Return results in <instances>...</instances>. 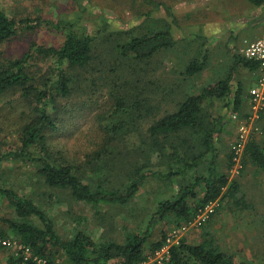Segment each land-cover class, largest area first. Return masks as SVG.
Instances as JSON below:
<instances>
[{"label": "rangeland", "instance_id": "1", "mask_svg": "<svg viewBox=\"0 0 264 264\" xmlns=\"http://www.w3.org/2000/svg\"><path fill=\"white\" fill-rule=\"evenodd\" d=\"M151 1L152 6L144 0H0V8L6 15L21 23L17 34L0 45L2 58L19 59L30 52L32 44L59 48L70 29L95 37L96 59L88 80L80 81L73 97L60 101L59 129L50 135L48 142L50 149L59 150L65 161L82 166L86 156L99 149L103 136L101 127L124 117L114 111L116 99L125 96V92H139L140 96L143 91L145 95L151 93V105L158 106L161 115L165 109L169 110L170 99L181 100L186 95L198 94L203 88L225 79L233 67V55L239 53L243 43L264 36V8H256L247 0ZM166 28L173 33L176 46L149 60L134 63L133 71L127 69V61L115 57L112 42L105 41L120 32H127L131 38ZM125 40V36L120 38L121 43ZM202 54L207 58L205 69L193 77H185L182 73L189 61ZM32 66L37 75L44 72L49 78H54L57 72L56 63L49 59ZM127 70L134 75H128ZM255 77V73L240 66L233 71L232 87L242 83L246 91L241 114L229 111L226 105L231 99H214L210 105L205 102L211 118L224 117L218 137L220 169L238 143L239 124L246 121L241 116H250L248 92L255 84ZM162 96L167 103L163 100L158 103ZM172 108L170 106V110ZM27 112L28 106L18 93L0 96V131H4L0 132V155L16 149L18 134L15 131L27 121ZM152 120L153 117L139 120L137 131L123 132L127 149L139 144V135ZM249 126L246 139L252 137L264 149V116ZM131 127L128 125L126 129ZM115 170L118 172L117 168ZM120 170L123 175L127 168ZM152 170L158 169L153 167ZM106 174H111L113 180L117 178L114 172ZM228 174L230 180L239 184L237 197L245 199L248 209H238L232 201L223 200L215 202L209 208L213 213L201 222L177 226L174 218L155 221L150 227V242L163 237L165 240L175 232L173 241L183 239L189 245H196L209 232L221 251L234 261L264 264V171L250 164L243 166L240 154ZM165 185L157 178H148L127 204L93 207L72 200L65 191L45 188L28 162L10 159L0 169V186L40 201L63 239L83 231L96 242L122 243L130 233H143L158 204L178 189L177 185L170 189ZM12 217L6 201L0 200V219ZM12 238H4L14 242V246L0 247V264H10L11 257L17 256L20 244Z\"/></svg>", "mask_w": 264, "mask_h": 264}, {"label": "trees", "instance_id": "2", "mask_svg": "<svg viewBox=\"0 0 264 264\" xmlns=\"http://www.w3.org/2000/svg\"><path fill=\"white\" fill-rule=\"evenodd\" d=\"M144 1L153 5L151 0ZM247 1L256 8L264 6V0ZM19 24L0 8V45L17 34ZM123 36L126 37L125 43L120 42ZM129 37L127 32H120L105 41L112 42L115 57L127 61V69L131 71L134 63L172 50L177 44L170 28ZM95 44L93 35L70 29L59 48L32 44L30 52L19 59L0 57V96L18 93L28 106L27 121L15 131L18 145L15 150L0 155V169L10 159L28 162L45 188L65 191L72 200L93 207L127 204L148 178L163 181L167 189L175 185L178 189L158 204L143 233H130L124 242L118 243L113 240L96 242L83 231H76L70 238L63 239L57 234L53 220L47 216L40 201L0 186V200L6 201L14 215L10 219H0V237L11 236L23 250L30 251L27 260H24L22 250L16 257H11L10 264H36L34 258L44 259L49 264H108L111 261L115 264H141L164 242V237L159 241L149 240L150 227L155 221L174 218L177 226L190 224L206 206L223 200L232 201L238 209L249 208L243 197H237L239 184L229 179L228 173L235 166L234 151L225 157L222 168H218V137L224 117L211 118L206 105L214 99H231L226 105L230 107L229 111L241 114L246 91L242 83L232 87L233 71L240 66L255 72L258 63L234 54L233 67L225 79L203 88L198 94L186 95L181 100L170 99L167 106L173 108L170 110L169 106V110L165 109L161 115V109L151 105V93L145 95L143 91L140 96L139 92H125V96L116 99L114 111L124 117L101 127L103 136L99 149L87 155L81 166L65 161L59 150L50 149L48 142L50 135L59 129L60 101L73 97L80 81L88 80L89 70L96 59ZM48 59L57 65L54 78L47 77L44 72L37 75L33 71L32 64ZM206 65V55L202 54L200 58L189 61L182 74L187 78L193 77ZM129 70L127 74L134 75ZM161 100L167 103L165 96L158 103ZM147 117H153V120L139 135V144L127 149L123 132L137 131V121H144ZM245 118L247 115L241 116V119ZM128 125H132L131 129H126ZM241 157L243 166L250 164L264 171V149L252 137L246 140ZM153 167L158 170L153 171ZM124 168L127 170L121 175L120 169ZM111 172L117 176L114 180L111 174H106ZM165 264L249 263L234 261L206 232L199 244L189 245L182 239L178 245L171 246Z\"/></svg>", "mask_w": 264, "mask_h": 264}, {"label": "built area", "instance_id": "3", "mask_svg": "<svg viewBox=\"0 0 264 264\" xmlns=\"http://www.w3.org/2000/svg\"><path fill=\"white\" fill-rule=\"evenodd\" d=\"M242 53L244 58L258 63L259 74L254 86L248 92L250 116L246 118V121L244 123L242 122L241 124H239L238 127V143L236 147L233 148L236 156L234 159L235 164L237 163V159L239 158L247 140L246 138L249 132L250 123L257 122L261 119L262 116H264V37L255 39L251 42H247L245 47L243 48ZM236 118V115H234L233 119ZM214 203L206 206L204 210L197 216L195 221L201 222L206 220L214 211L213 209H209L214 205ZM175 236L176 233L174 232V235L172 237H167L160 249H158L151 257H149L145 262L141 264H165L169 258L170 247L178 245L179 243V241H173ZM12 246H14V242L0 237L1 248H11ZM22 250V246L19 245L18 253ZM22 255L24 256V260H27L30 256V251L28 249H25L22 251ZM34 262L36 264H49L46 260L37 258H34Z\"/></svg>", "mask_w": 264, "mask_h": 264}, {"label": "crops", "instance_id": "4", "mask_svg": "<svg viewBox=\"0 0 264 264\" xmlns=\"http://www.w3.org/2000/svg\"><path fill=\"white\" fill-rule=\"evenodd\" d=\"M263 8H264V6H262ZM262 7H259V8H262ZM262 37H264V36H262ZM245 45H246V41L243 43V47H241V49H240V51H239V53L238 54H240L241 56H243V53H242V51H243V48L245 47ZM253 73H255V82H256V80H257V77H258V74H259V70H257V71H255V72H253ZM57 264H60L59 262H57Z\"/></svg>", "mask_w": 264, "mask_h": 264}]
</instances>
